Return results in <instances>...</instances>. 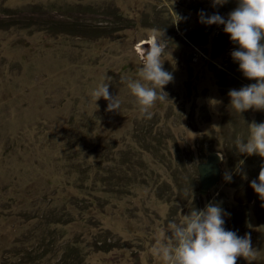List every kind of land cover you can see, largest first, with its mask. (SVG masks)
Here are the masks:
<instances>
[{
    "label": "rangeland",
    "instance_id": "1",
    "mask_svg": "<svg viewBox=\"0 0 264 264\" xmlns=\"http://www.w3.org/2000/svg\"><path fill=\"white\" fill-rule=\"evenodd\" d=\"M235 6L0 0V264L23 256L55 264L65 245L83 264H158L151 249L160 229L209 202L230 213L226 229L251 235L253 256L236 264H264V200L253 192L248 205L233 201L264 161L238 154L236 141L264 111L231 107L228 91L252 81L233 63L222 26L198 22L201 10L226 16ZM157 40L174 79L149 119L127 84ZM108 81L118 111L95 102ZM211 152L221 176L205 193L197 164ZM241 159L246 176L225 182Z\"/></svg>",
    "mask_w": 264,
    "mask_h": 264
},
{
    "label": "clouds",
    "instance_id": "2",
    "mask_svg": "<svg viewBox=\"0 0 264 264\" xmlns=\"http://www.w3.org/2000/svg\"><path fill=\"white\" fill-rule=\"evenodd\" d=\"M228 0H212L213 7H219ZM236 6L221 15H209L204 10L198 13V22L205 26H222L235 47L230 56L238 66L242 77L252 81L227 93L231 107L242 114L249 109L264 111V0H235ZM183 17L176 14L174 24ZM163 35V34H162ZM167 48L161 47L159 40L153 43L150 54L141 62L139 79L128 81L127 87L135 98L139 111L151 118L150 109L164 92V87L173 81V73L163 67L162 56ZM171 56V51L168 52ZM172 57V56H171ZM107 80V77L105 78ZM111 82L101 83L93 92L95 102L107 101L108 111H118L120 100L109 91ZM246 140L236 141L235 150L243 156L264 158V122H251ZM244 160H238L233 172H225L223 180L231 182L233 173L246 176L243 172ZM250 188L264 200V161L258 176L250 181ZM230 216L219 203L209 202L202 209L193 208L182 214L180 222L169 221L160 229L159 237L151 249L158 264H236L237 258L247 259L254 254L250 233L243 236L225 228L226 217Z\"/></svg>",
    "mask_w": 264,
    "mask_h": 264
},
{
    "label": "water",
    "instance_id": "3",
    "mask_svg": "<svg viewBox=\"0 0 264 264\" xmlns=\"http://www.w3.org/2000/svg\"><path fill=\"white\" fill-rule=\"evenodd\" d=\"M221 158L218 153L211 152L207 155L204 162L197 164L198 179L200 183V191L208 192L220 180L221 176ZM250 182H246L242 187L233 193V201L238 205H248L253 202V190L249 186Z\"/></svg>",
    "mask_w": 264,
    "mask_h": 264
},
{
    "label": "trees",
    "instance_id": "4",
    "mask_svg": "<svg viewBox=\"0 0 264 264\" xmlns=\"http://www.w3.org/2000/svg\"><path fill=\"white\" fill-rule=\"evenodd\" d=\"M73 248L75 246L73 245ZM72 249V248H71ZM70 249V245H65L61 251V257L57 259L55 264H83L82 259L80 257H70L71 252H77L75 249ZM21 259V264H38L40 261L39 257H29L23 256Z\"/></svg>",
    "mask_w": 264,
    "mask_h": 264
}]
</instances>
